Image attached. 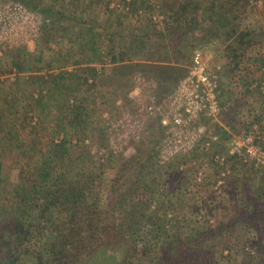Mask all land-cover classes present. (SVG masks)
I'll return each instance as SVG.
<instances>
[{"label": "trees", "instance_id": "obj_1", "mask_svg": "<svg viewBox=\"0 0 264 264\" xmlns=\"http://www.w3.org/2000/svg\"><path fill=\"white\" fill-rule=\"evenodd\" d=\"M19 1L45 17L53 16L56 10V4ZM253 1L168 0L164 20L149 25L142 36L133 35L143 44L141 51L133 53L123 44L124 38L108 31L104 42L101 25L86 22L80 25L77 36L83 40L86 54L73 60L80 65L76 70L59 77L34 75L17 81L29 84L30 92L32 88L48 91L46 96L39 93L37 99L29 96L31 109L34 103L56 107L55 95L60 97L63 89V95L73 92V96L58 110L53 127L41 128L45 133L41 140L16 138L23 147L0 151V264H88L104 253L119 254L120 264H264V212L257 205L264 204V171L256 162L251 163L252 174L244 158L231 156L241 166L232 171L250 176L244 181H252L253 203L240 202L239 192L233 190L222 202L208 198L210 204H202L209 208L207 216L195 215L185 203L187 198L170 190L182 193L186 186L164 179L166 169H174L168 176L171 178L182 169L188 172L186 164L161 166L157 162L155 148L164 139V128L152 124L157 134L137 146L134 156L111 153L106 164L97 166L86 146L95 124L94 109L76 95L77 88L88 87L89 80L97 78L106 50L114 63L125 58L141 61L136 66L143 70L146 65L147 73L161 80L159 92L168 96L187 75L195 52H201L193 51L195 42L211 45L210 41L220 35L231 62L240 63L248 50L264 43V26L241 18L253 11ZM143 3L126 0L122 11L133 19ZM198 33L206 36L197 37ZM23 52L4 55L0 61L10 59L19 72H29L32 63L20 61ZM41 61L33 59L36 69L42 68ZM23 103L20 100L17 105ZM5 107L0 105L2 110ZM198 124L207 127L209 122L201 118ZM209 133L207 128L196 149L182 155L184 161L190 156L216 161L226 132L215 127L210 138L219 137L213 143ZM201 201L196 199L197 204ZM223 202L227 221L219 212L215 216L210 213L220 210ZM213 203L216 206L211 209Z\"/></svg>", "mask_w": 264, "mask_h": 264}, {"label": "rangeland", "instance_id": "obj_2", "mask_svg": "<svg viewBox=\"0 0 264 264\" xmlns=\"http://www.w3.org/2000/svg\"><path fill=\"white\" fill-rule=\"evenodd\" d=\"M35 2L42 6L56 4V10L53 16L46 17L50 20V24L41 32L33 48L22 47L8 53V55H13L14 52L24 51L20 61L23 64L26 61L32 63L29 72H19L11 65L10 59L9 61H0V105L3 103L6 105L4 110L0 108V151H15L18 146L23 147V145H18L20 141H17L16 138L23 137L22 139L26 138L31 141L41 140L45 134L41 128L49 125L53 127L58 110L64 108L66 99L73 96V92H69L70 95H63V89L60 92V97L57 94L55 95L56 99L52 96L56 100V107L48 105L47 108L43 104L33 102L34 107L31 109L32 100L29 99V96L32 95L34 99H37L39 93H44L46 96L48 91L45 88L37 87L38 89L32 88L30 92L27 88L30 86L29 84L24 82L17 84L20 78L24 79L34 75L59 77L63 73L76 70L80 65L73 60L86 54L83 40H77V36L81 32L80 25L84 26L86 22L101 25L103 30L99 32H102L104 42H107L106 32L109 31L118 35L119 39L124 38L122 42L124 45L126 44L130 53L141 51L143 44L134 36L144 35L149 25L164 20L163 16L167 11L165 4L168 0H143L139 15L133 19L126 11H122L126 0H35ZM263 7L264 1L254 0L251 6L254 8L253 11L250 10L249 14L243 13L241 18L250 19L251 22L256 21L264 26V14L261 15L264 13ZM201 14H205V11H201ZM110 15L113 17L109 18ZM203 36L206 34H197V37ZM82 38H86V35H83ZM131 38L135 41L132 42ZM199 42H195L196 47L194 46L193 51L201 50L199 53L208 59L211 68L221 67L222 113L217 119L206 118L209 122L207 127L199 125L197 122L190 130L194 132L200 142L207 134V128L211 134L217 126L224 129L226 134L223 137L218 156L225 158V164H221L218 158L216 161L210 158L196 160L197 157L191 156L184 161L182 155H174V157L169 151H163V143L157 145L155 151L157 152V162L161 166L186 164L184 168H188V172H186L187 169H182L171 178L168 176L174 172V169H166L164 179L167 181L174 179L175 185L178 184V186L179 183L185 185L186 189L182 193H178L177 189L170 190L171 192L175 191L174 194L186 197L188 201L185 203L192 207L194 214L198 213L204 217L207 216L209 208L204 209L202 204H210L208 198H217L222 202V199L227 198L229 193L234 190L235 193L239 192L237 199L240 202L246 200L248 203H253L254 201L252 181H248V183L244 181V178H247L249 174L235 172L241 166L235 163L236 158H232L233 155L230 152L235 146L242 147V137L244 138L248 134L254 137L257 145L264 147V43H259L254 49L248 50V53L241 58L240 63L233 64L220 35L210 41L211 45ZM74 55L76 57L73 59ZM36 57L42 58L41 69H36L35 63L32 62ZM136 63H141V61H130L125 58L114 63L107 56L106 50V53L103 54L102 65L99 66L97 78L90 79L88 87L86 85L79 88L72 87L77 88L76 95L79 100L84 101L83 104H90L94 109L95 124L89 130L90 139L86 142V146L90 157L97 162V166L106 164L107 156L113 152L117 156L123 155L130 158L136 154L137 146L153 139L151 138L152 134H157L158 130L151 125L159 124V122L150 120L151 113H148L147 109L152 105V100L155 104H160L165 97L173 95H162L159 92L161 80L151 73H147L146 65L141 70L138 68L139 66H136ZM162 71L159 72L162 73ZM67 84L66 82L64 87H67ZM50 85L53 88L51 82ZM136 86L140 88L138 96L132 95ZM75 89L72 91H76ZM86 91L89 93L86 94ZM20 100L24 103L17 105ZM127 124H129L128 127H126ZM51 132L53 133L52 129L48 131L50 135ZM211 134L209 133V140L210 143H213L219 136L213 135L210 138ZM240 157L248 162L247 169L251 170L253 174L251 163L256 160L242 155ZM217 164L220 165V168ZM257 168L264 171V166L257 164ZM212 183L215 185L213 189ZM105 186L107 195V184ZM206 188L210 189L206 190ZM199 198L204 201L197 204L196 199ZM225 202L220 205V210H214L213 206L216 205L213 203L211 208L213 211L210 213L215 216L216 212H219L218 216L227 221L228 212L222 207ZM257 205L259 211L263 213L264 204ZM120 262L119 254L104 253L88 264H120Z\"/></svg>", "mask_w": 264, "mask_h": 264}, {"label": "built area", "instance_id": "obj_3", "mask_svg": "<svg viewBox=\"0 0 264 264\" xmlns=\"http://www.w3.org/2000/svg\"><path fill=\"white\" fill-rule=\"evenodd\" d=\"M49 24L48 18L30 11L18 0H0V57L17 48H33ZM220 72L221 67L211 68L208 59L197 52L187 75L178 83L173 95L165 97L160 104L152 100L147 112L151 113L150 120L158 121L164 128L163 151H169L172 156L192 153L199 142L190 130L193 124L201 118L217 119L221 115ZM139 91L136 86L132 95L138 96ZM254 140L251 134L242 137V147L235 146L230 153L252 158L258 165L264 166V148ZM217 158L225 164L224 157Z\"/></svg>", "mask_w": 264, "mask_h": 264}, {"label": "crops", "instance_id": "obj_4", "mask_svg": "<svg viewBox=\"0 0 264 264\" xmlns=\"http://www.w3.org/2000/svg\"><path fill=\"white\" fill-rule=\"evenodd\" d=\"M106 30H107V28H106ZM29 49V48H28Z\"/></svg>", "mask_w": 264, "mask_h": 264}]
</instances>
